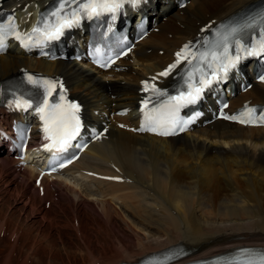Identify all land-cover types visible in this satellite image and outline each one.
<instances>
[{
	"label": "bare ground",
	"instance_id": "1",
	"mask_svg": "<svg viewBox=\"0 0 264 264\" xmlns=\"http://www.w3.org/2000/svg\"><path fill=\"white\" fill-rule=\"evenodd\" d=\"M31 1L39 0H4V3L9 8L17 5L22 8ZM188 1L182 10L177 9L174 0L156 1L160 8L155 18L157 31L136 47L131 61L123 62L126 70L112 78L75 62H44L9 51L0 56V81L27 67L64 76L72 96L79 98L90 113L113 104L115 109L132 107L139 81L170 62L172 52L196 35L201 25L212 19L220 21L256 0ZM158 49H163L161 55ZM110 95L116 99L112 100ZM244 101L264 104V86L254 84L245 94L237 95L230 111ZM0 158V174L12 173L8 166L12 161L1 154ZM111 165L118 167V176L124 178L122 183L105 182L82 173L115 176ZM24 172L27 183L33 182L34 167L29 166ZM69 173L71 176H67ZM65 174L52 181L43 178L44 194L40 199H53L51 189H55L64 199H59L60 203H70L76 209V203L65 201L68 194L86 204V207L81 204L83 209L90 205L96 208L99 203L108 225L114 223L112 215L121 217L114 208L117 205L143 227L142 231L148 230L146 236L136 234L135 240L120 246L114 256H104L101 261L94 257L89 264L137 262L152 252L177 247L190 252L185 262L230 252L242 244L259 241L258 245L264 246V128L215 121L192 133L162 139L112 127ZM85 182L96 186V194L92 188L84 187ZM92 211L97 214L93 208ZM82 240L86 241L85 236Z\"/></svg>",
	"mask_w": 264,
	"mask_h": 264
},
{
	"label": "snow or ice",
	"instance_id": "2",
	"mask_svg": "<svg viewBox=\"0 0 264 264\" xmlns=\"http://www.w3.org/2000/svg\"><path fill=\"white\" fill-rule=\"evenodd\" d=\"M148 0H61L57 7L46 17L38 20L36 25L31 28L30 33H21L15 23H10L8 34L14 35L25 49H31L33 46L45 45L51 41L60 40L66 33L74 27H79L81 20L87 18L89 20L99 18L104 14H109L113 20L116 19V14L125 7L130 5L133 8L141 4H146ZM12 21L14 17L10 18ZM237 29L231 30V35H235ZM5 29L0 26V50L5 47L4 40ZM223 51L218 53L214 48L209 51L193 53L189 46L185 47L176 53V63L169 66L167 70L159 73V76L167 77L169 73L177 67L182 60L192 64L193 60H198L201 64L207 63L211 72H206L202 68H197L200 74L199 81H194V73L187 74V91H181L178 95L168 96L166 92L157 88L155 84L144 82V91L151 90L152 94L159 98L167 96V100L163 101L159 107H154L144 113V123L141 126V131H152L157 135L170 136L187 130L188 126L193 123L196 116L191 119H181L179 111L182 107L196 104L202 99L203 93L207 88H210L214 83H220L226 79L228 72L235 69L240 62V55H229L228 36L224 37ZM236 48L239 51H246L247 55H258L264 53V34L261 35L258 50L256 47L245 48L244 44L239 39L235 41ZM191 57V59L189 58ZM153 81L156 77L152 78ZM264 81V76L260 78ZM27 80L34 86L44 88L43 99L36 104L34 110L39 115L42 122V131L45 133V139L50 140L51 144L46 147L51 150L55 147L57 152L65 151L71 140L79 135L81 122L78 113L80 106L74 103L62 104L60 102H50L49 97L53 95L56 88V82L47 79L37 80L33 76L28 75ZM61 93L60 101H64L62 95L63 86L60 85ZM149 99L142 101L144 108L148 107ZM13 104L18 109L27 110L33 108V102L29 99H21L13 101ZM226 107V105H225ZM144 108L141 111H144ZM198 115V114H197ZM225 119L238 120L243 124H264V114L256 116V109L248 108L241 112L239 116H224ZM123 127V125H121ZM250 264H264V256L259 261H251Z\"/></svg>",
	"mask_w": 264,
	"mask_h": 264
},
{
	"label": "rangeland",
	"instance_id": "3",
	"mask_svg": "<svg viewBox=\"0 0 264 264\" xmlns=\"http://www.w3.org/2000/svg\"><path fill=\"white\" fill-rule=\"evenodd\" d=\"M116 97L111 99L115 100ZM0 176V264H89L94 257L101 261L100 259L104 256H114L120 246L130 240H135L136 234L147 235L148 230L142 231L143 227L133 222L130 215L121 211L117 205H114V208L121 217L112 215L111 222L114 223L108 225L99 203L96 204L97 209L92 207L97 212L95 214L91 205L83 209L82 206L86 207V204L79 203L77 197L68 194L69 199L65 201L70 200L71 203H76H73L75 207L77 206L76 209L70 203H60L64 199L60 197L59 192L53 189L51 190L55 199L43 200L37 195L38 192L34 193L37 189L35 187L36 190L33 189V182H29L26 189L24 185H18L14 179L11 181V176L7 174H0ZM87 182L84 184L86 185ZM88 187V189L95 190L93 193L96 194V188L93 185H88ZM54 194L58 197L56 198ZM49 200L54 201L53 204L48 209L43 208V204ZM34 201L35 204H33ZM11 232L15 236L13 240L10 239L9 233ZM83 233L87 234H84L86 241L82 240ZM255 243L257 242L248 244ZM129 250L134 249L129 248Z\"/></svg>",
	"mask_w": 264,
	"mask_h": 264
}]
</instances>
